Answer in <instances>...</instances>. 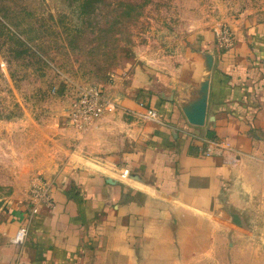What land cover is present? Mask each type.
<instances>
[{
  "label": "rangeland",
  "instance_id": "374dc122",
  "mask_svg": "<svg viewBox=\"0 0 264 264\" xmlns=\"http://www.w3.org/2000/svg\"><path fill=\"white\" fill-rule=\"evenodd\" d=\"M260 20L264 0H0V244L38 178L94 155L69 115L81 90L121 94L133 75L172 70L212 35L223 46L219 30L234 43ZM261 162L244 163L213 211L139 199L129 246L118 231L82 264H264Z\"/></svg>",
  "mask_w": 264,
  "mask_h": 264
},
{
  "label": "crops",
  "instance_id": "0c3cea01",
  "mask_svg": "<svg viewBox=\"0 0 264 264\" xmlns=\"http://www.w3.org/2000/svg\"><path fill=\"white\" fill-rule=\"evenodd\" d=\"M214 36L172 70L138 71L125 92L112 96L115 112L83 128L82 146H93L94 155L82 154L80 165L48 179L53 206L14 213L0 264H82L118 231L129 246L139 199L173 198L213 211L249 158L264 164V20L231 45L219 46ZM141 102L159 117H144ZM199 105L205 116L194 123L189 115ZM22 226L27 234L16 244Z\"/></svg>",
  "mask_w": 264,
  "mask_h": 264
},
{
  "label": "built area",
  "instance_id": "2783aa9c",
  "mask_svg": "<svg viewBox=\"0 0 264 264\" xmlns=\"http://www.w3.org/2000/svg\"><path fill=\"white\" fill-rule=\"evenodd\" d=\"M218 39L225 46L233 44V35L227 30H219ZM117 100L115 97L107 94L106 91L98 84L85 87L73 99L69 108V115L73 122L82 128L88 127L98 119L115 112ZM140 106L144 110L142 115L150 119H157L158 112L141 102ZM32 209L38 212L39 209L46 206H53L51 185L48 180L38 178L32 190ZM27 234V227H20L18 233L13 237L12 242L16 244L23 243Z\"/></svg>",
  "mask_w": 264,
  "mask_h": 264
},
{
  "label": "water",
  "instance_id": "95a60500",
  "mask_svg": "<svg viewBox=\"0 0 264 264\" xmlns=\"http://www.w3.org/2000/svg\"><path fill=\"white\" fill-rule=\"evenodd\" d=\"M204 116H205V107L203 105H199L198 107H196L195 112L189 115L190 120L194 123H202Z\"/></svg>",
  "mask_w": 264,
  "mask_h": 264
}]
</instances>
